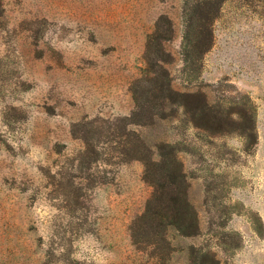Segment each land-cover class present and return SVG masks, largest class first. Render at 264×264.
Masks as SVG:
<instances>
[{
	"label": "rangeland",
	"instance_id": "1",
	"mask_svg": "<svg viewBox=\"0 0 264 264\" xmlns=\"http://www.w3.org/2000/svg\"><path fill=\"white\" fill-rule=\"evenodd\" d=\"M137 149L179 161L195 234L133 243ZM203 253L264 264V0H0V264Z\"/></svg>",
	"mask_w": 264,
	"mask_h": 264
},
{
	"label": "trees",
	"instance_id": "2",
	"mask_svg": "<svg viewBox=\"0 0 264 264\" xmlns=\"http://www.w3.org/2000/svg\"><path fill=\"white\" fill-rule=\"evenodd\" d=\"M162 90H168L174 100H177V95H187L171 89L169 83L165 82L160 86ZM160 154L151 155L149 151L141 153L137 149L130 155L131 158L143 161L144 178L153 185V192L143 212L130 227L131 239L135 245L149 244L157 249L169 243L166 237L169 228L181 235H193L198 229L195 212L187 199V182L181 164L173 154ZM200 257L201 261L197 264H219L207 253Z\"/></svg>",
	"mask_w": 264,
	"mask_h": 264
}]
</instances>
